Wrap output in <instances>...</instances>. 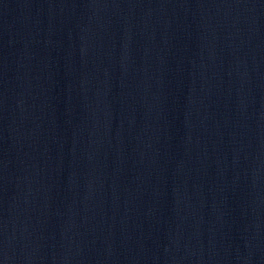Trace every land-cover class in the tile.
I'll use <instances>...</instances> for the list:
<instances>
[{
  "label": "water",
  "instance_id": "95a60500",
  "mask_svg": "<svg viewBox=\"0 0 264 264\" xmlns=\"http://www.w3.org/2000/svg\"><path fill=\"white\" fill-rule=\"evenodd\" d=\"M0 200L81 264H264V0H0Z\"/></svg>",
  "mask_w": 264,
  "mask_h": 264
}]
</instances>
